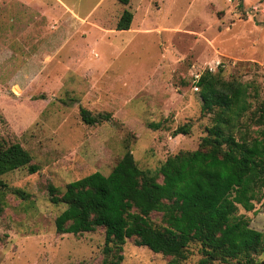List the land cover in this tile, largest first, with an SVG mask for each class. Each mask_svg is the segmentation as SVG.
Listing matches in <instances>:
<instances>
[{
	"label": "rangeland",
	"instance_id": "1",
	"mask_svg": "<svg viewBox=\"0 0 264 264\" xmlns=\"http://www.w3.org/2000/svg\"><path fill=\"white\" fill-rule=\"evenodd\" d=\"M241 2L0 0V142L20 144L39 167L2 175L0 264H100L104 229L57 233L65 205L49 201L47 184L63 190L94 171L106 175L126 151L154 172L196 149L213 116L201 114V75L247 83L255 110L264 98V0ZM124 9L130 28L116 30ZM81 107L110 119L87 125ZM184 123L189 133L174 135ZM253 203L237 214L264 231L263 188ZM150 217L161 223L160 214ZM198 248L191 242L177 264H197ZM122 255L121 264L172 259L130 239ZM254 264H264V252Z\"/></svg>",
	"mask_w": 264,
	"mask_h": 264
},
{
	"label": "trees",
	"instance_id": "2",
	"mask_svg": "<svg viewBox=\"0 0 264 264\" xmlns=\"http://www.w3.org/2000/svg\"><path fill=\"white\" fill-rule=\"evenodd\" d=\"M132 18L124 9L115 29H129ZM195 85L201 114L213 115L196 149L168 156L154 172L139 168L126 151L106 175L94 171L68 182L63 190L47 184L49 201L65 205L54 218L57 233L104 229L100 264H121L126 239L172 257L165 264L185 258L191 242L199 244L197 264H254L264 252V231L237 214L239 206L252 210L256 193L264 189V98L250 111L247 83L224 79L219 72L201 75ZM79 116L93 125L111 115L91 114L81 107ZM248 120L256 126L254 131ZM189 131L190 124L184 123L173 134ZM19 168L29 173L39 169L20 144L0 142V213L6 187L2 175ZM152 214H160L161 223L156 224Z\"/></svg>",
	"mask_w": 264,
	"mask_h": 264
}]
</instances>
